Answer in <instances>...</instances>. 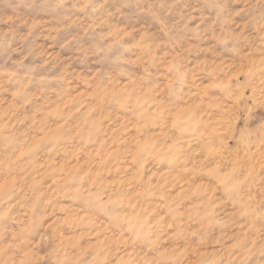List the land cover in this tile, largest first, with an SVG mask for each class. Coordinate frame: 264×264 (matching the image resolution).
<instances>
[{
    "label": "clouds",
    "instance_id": "9594fccd",
    "mask_svg": "<svg viewBox=\"0 0 264 264\" xmlns=\"http://www.w3.org/2000/svg\"><path fill=\"white\" fill-rule=\"evenodd\" d=\"M0 264H264V0H0Z\"/></svg>",
    "mask_w": 264,
    "mask_h": 264
}]
</instances>
